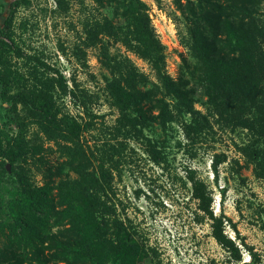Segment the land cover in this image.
<instances>
[{"label": "trees", "instance_id": "1", "mask_svg": "<svg viewBox=\"0 0 264 264\" xmlns=\"http://www.w3.org/2000/svg\"><path fill=\"white\" fill-rule=\"evenodd\" d=\"M55 1L66 8V0ZM92 1L107 13L87 19L84 47L74 50L86 66L85 49H99L106 70L104 99L117 112L110 125L95 111L99 93L20 44L15 16L32 0H11L0 27V98L8 105L0 126V187L9 196L8 206L0 207L5 216L0 238L6 243L0 244V264H144L154 259L157 252L121 215L116 181L131 142H140L161 165L176 127L192 158V150L215 133V126L241 131L235 146L245 163L236 162L252 166L264 180V0H173L174 19L185 24L179 34L187 50L180 53L177 77L167 72L166 46L143 0ZM119 47L146 61L155 79L128 54L116 52ZM94 130V139L88 138ZM227 160L226 153L211 159L216 183ZM184 177L214 239L233 260L243 259L242 245L255 261L236 223L214 211L212 187L195 169L186 168Z\"/></svg>", "mask_w": 264, "mask_h": 264}, {"label": "rangeland", "instance_id": "2", "mask_svg": "<svg viewBox=\"0 0 264 264\" xmlns=\"http://www.w3.org/2000/svg\"><path fill=\"white\" fill-rule=\"evenodd\" d=\"M10 1L0 0V27L8 15ZM143 1L148 6L157 36L166 46V68L170 67L177 77L180 53H187L179 34L180 30L185 31V24L174 19L178 12L173 0ZM66 4V8H60L55 0H32L31 5L20 7L15 16L16 34L25 51L40 56L67 77H75L81 87L99 93L101 99L94 106L95 111L105 115V121L110 125L117 112L104 99L102 77L106 70L99 61V49H85L86 66L81 65L74 50L77 46L84 47L83 25L87 19L100 17L107 11H101L92 0H66ZM21 21L25 26L19 27ZM117 50L128 54L142 71L155 79L146 61L122 47ZM196 106L205 111L199 103ZM7 107L0 98V126ZM176 128L178 131H174V136L167 142L166 161L161 165L152 161L140 142H131L128 157L121 165V178L116 181L122 217L132 220L144 241L157 252L154 259L147 258L144 264H264V180L256 177L252 166L240 167L236 162L245 163L235 146L243 133L215 126V133L192 150L196 153L192 158L187 151L190 148L181 145L180 141L184 143V139ZM96 134L94 130L87 137L94 139ZM216 153L228 156V160L219 166L217 183L211 167V159ZM188 167L195 169L198 177L212 187L214 211L218 214L223 211L236 223L248 247L256 253L255 261H250L249 248L242 245L243 259L233 260L212 236L210 221L200 220L190 183H185ZM4 192L0 187V207L9 204V196ZM4 218L0 212V219ZM226 230L234 237L230 226L227 225ZM0 244H6L5 238H0Z\"/></svg>", "mask_w": 264, "mask_h": 264}, {"label": "built area", "instance_id": "3", "mask_svg": "<svg viewBox=\"0 0 264 264\" xmlns=\"http://www.w3.org/2000/svg\"><path fill=\"white\" fill-rule=\"evenodd\" d=\"M167 72H168L171 76L175 77L176 72H172L171 69H170V67H167Z\"/></svg>", "mask_w": 264, "mask_h": 264}]
</instances>
